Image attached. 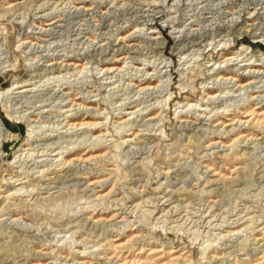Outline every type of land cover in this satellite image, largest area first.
<instances>
[{
    "label": "rangeland",
    "instance_id": "374dc122",
    "mask_svg": "<svg viewBox=\"0 0 264 264\" xmlns=\"http://www.w3.org/2000/svg\"><path fill=\"white\" fill-rule=\"evenodd\" d=\"M0 121V264H264V0H0Z\"/></svg>",
    "mask_w": 264,
    "mask_h": 264
},
{
    "label": "bare ground",
    "instance_id": "6f19581e",
    "mask_svg": "<svg viewBox=\"0 0 264 264\" xmlns=\"http://www.w3.org/2000/svg\"><path fill=\"white\" fill-rule=\"evenodd\" d=\"M43 6V5H42ZM41 6V7H42ZM186 36V35H185ZM192 37V36H191ZM230 58H227L226 60H229ZM248 83H250V82H246V83H244L243 85H241V87H243L244 85H246V84H248ZM0 124H2V122L0 121ZM162 205H163V203H162ZM152 212V211H151ZM114 215H116V214H113L109 219H112L113 217H114ZM172 251H174V250H172Z\"/></svg>",
    "mask_w": 264,
    "mask_h": 264
}]
</instances>
